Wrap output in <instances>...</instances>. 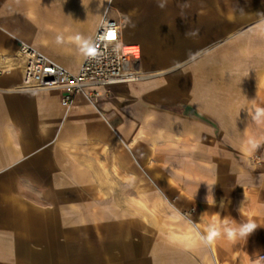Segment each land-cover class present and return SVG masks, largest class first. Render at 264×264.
<instances>
[{"label": "crops", "instance_id": "1", "mask_svg": "<svg viewBox=\"0 0 264 264\" xmlns=\"http://www.w3.org/2000/svg\"><path fill=\"white\" fill-rule=\"evenodd\" d=\"M103 16L139 46L138 81L65 108L0 74V264H264V0H0V65L25 42L75 71L67 37ZM224 219L259 228L174 239Z\"/></svg>", "mask_w": 264, "mask_h": 264}, {"label": "built area", "instance_id": "2", "mask_svg": "<svg viewBox=\"0 0 264 264\" xmlns=\"http://www.w3.org/2000/svg\"><path fill=\"white\" fill-rule=\"evenodd\" d=\"M91 40L97 56H83L75 71L65 68L30 44L18 42L11 56L1 57L0 74L18 70V88L21 89L61 90L60 103L65 108L70 106L76 94L88 95L86 88L90 85L131 83L142 77L139 46L123 41L119 19L103 16ZM259 257L264 258V253Z\"/></svg>", "mask_w": 264, "mask_h": 264}, {"label": "clouds", "instance_id": "3", "mask_svg": "<svg viewBox=\"0 0 264 264\" xmlns=\"http://www.w3.org/2000/svg\"><path fill=\"white\" fill-rule=\"evenodd\" d=\"M195 31H187L185 36L196 35ZM67 40L74 43L79 52L88 58H94L97 56V50L93 45L91 38H86L80 34H75L73 36L67 37ZM55 43L57 45H62L65 43V36L62 33H58L55 37ZM252 119L257 123H264V107H255ZM252 148L257 146L256 142L249 141ZM206 201L209 204V197L207 195ZM212 205L215 204L212 195ZM223 201L220 204L222 207ZM238 212L242 211V204L238 207ZM181 219L183 217L181 216ZM259 226L257 223L251 219L247 222L235 224L233 221L224 219L221 222L213 220L208 226L205 233H200L195 228V223L191 220H187L185 234L179 237H174V239L181 241L182 243L192 246V245H202L205 247L214 245L220 238H226L228 241L235 243L239 239H246L251 234H253Z\"/></svg>", "mask_w": 264, "mask_h": 264}, {"label": "snow or ice", "instance_id": "4", "mask_svg": "<svg viewBox=\"0 0 264 264\" xmlns=\"http://www.w3.org/2000/svg\"><path fill=\"white\" fill-rule=\"evenodd\" d=\"M109 35L111 36L112 34H111V33H109Z\"/></svg>", "mask_w": 264, "mask_h": 264}, {"label": "bare ground", "instance_id": "5", "mask_svg": "<svg viewBox=\"0 0 264 264\" xmlns=\"http://www.w3.org/2000/svg\"><path fill=\"white\" fill-rule=\"evenodd\" d=\"M120 23H121V20H120Z\"/></svg>", "mask_w": 264, "mask_h": 264}, {"label": "rangeland", "instance_id": "6", "mask_svg": "<svg viewBox=\"0 0 264 264\" xmlns=\"http://www.w3.org/2000/svg\"><path fill=\"white\" fill-rule=\"evenodd\" d=\"M142 71H144V70H142Z\"/></svg>", "mask_w": 264, "mask_h": 264}]
</instances>
